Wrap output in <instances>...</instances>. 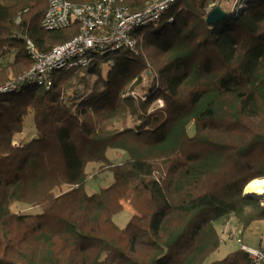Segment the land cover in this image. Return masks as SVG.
<instances>
[{
    "label": "trees",
    "instance_id": "obj_1",
    "mask_svg": "<svg viewBox=\"0 0 264 264\" xmlns=\"http://www.w3.org/2000/svg\"><path fill=\"white\" fill-rule=\"evenodd\" d=\"M151 1L125 4L136 13ZM234 1L176 0L133 32L136 51L0 92V264H251L240 249L208 261L221 243L215 222L244 231L264 220L243 195L264 179V0ZM217 5L227 16L206 24ZM47 7L0 0V87L30 69L27 41L47 52L78 34L44 30ZM109 149L126 160L113 164ZM90 164L95 178H114L93 195ZM125 205L133 215L121 229Z\"/></svg>",
    "mask_w": 264,
    "mask_h": 264
},
{
    "label": "built area",
    "instance_id": "obj_2",
    "mask_svg": "<svg viewBox=\"0 0 264 264\" xmlns=\"http://www.w3.org/2000/svg\"><path fill=\"white\" fill-rule=\"evenodd\" d=\"M174 1L152 0L144 10L134 13L130 12L125 0H94L81 5L71 4L67 0H48L47 10L41 20L42 28L56 31L76 25L78 34L47 52L39 51L27 41L26 49L32 61L30 69L17 80L1 86L0 92H8L24 82L42 84L50 73L86 67L92 57L97 55H107L122 48L134 51L136 41L133 32L156 23ZM157 102L162 103L160 100ZM241 233V230L234 229L228 238L236 240L251 264H264V251L243 245Z\"/></svg>",
    "mask_w": 264,
    "mask_h": 264
},
{
    "label": "rangeland",
    "instance_id": "obj_3",
    "mask_svg": "<svg viewBox=\"0 0 264 264\" xmlns=\"http://www.w3.org/2000/svg\"><path fill=\"white\" fill-rule=\"evenodd\" d=\"M226 3H227V8H229V9L230 8L234 9V7L236 5L234 0H226ZM241 7H243V6L241 5ZM134 40L136 41V39H134ZM65 43H62L59 45H63ZM26 44H27V42H26ZM136 47H137V41H136V45H135V51H136ZM14 54H15L14 52H11V54L5 60H2L1 62L6 63L8 61H11L14 57ZM99 56H103V55H99ZM92 59H91V61H92ZM77 95L78 96L84 95V89L82 87L79 88ZM157 105L162 106V103L157 102ZM23 134H24V142L31 140V138L33 137L34 128H33V117H32V115L27 116L24 120ZM107 157L109 158V160L113 164L118 165V164H121L123 161L126 160L127 155L124 152H117L115 150L109 149V150H107ZM97 168H98L97 165H91L90 164L87 166V172L90 174V178H89V181L87 182V184L85 186V192L88 195H93L95 193H98L101 189L107 188L108 186H110L114 181L113 175L111 173H108V172L100 174L97 176V178H95L93 175L95 174ZM248 198L254 199V200L258 201L260 203V205L264 206L263 200L256 199L253 197H248ZM10 209L14 213H20V214H37V213H40L39 209L32 208L28 205L21 204V203H13L11 205ZM132 215H133V210L128 205H125L124 211L121 214H119L118 216H116L114 221L119 228L123 229L126 227L128 221L130 220ZM234 223L235 222L232 219H224V220H220V221L215 222L214 226H215L219 236L221 237V243H220L219 249L209 258V260H208L209 262L222 260L229 253L235 252V251L240 249V246L236 243L235 239L228 238V234L230 232H233L234 229L235 230H241L239 228H236ZM260 226H262V227H260ZM226 233H227V235L225 236ZM240 239L242 240L243 245H245L249 248H256L259 245L264 246V220L257 222L254 225L253 229H247L246 232L243 234V236L240 237Z\"/></svg>",
    "mask_w": 264,
    "mask_h": 264
},
{
    "label": "bare ground",
    "instance_id": "obj_4",
    "mask_svg": "<svg viewBox=\"0 0 264 264\" xmlns=\"http://www.w3.org/2000/svg\"><path fill=\"white\" fill-rule=\"evenodd\" d=\"M244 195L264 201V179L248 183L244 189Z\"/></svg>",
    "mask_w": 264,
    "mask_h": 264
},
{
    "label": "water",
    "instance_id": "obj_5",
    "mask_svg": "<svg viewBox=\"0 0 264 264\" xmlns=\"http://www.w3.org/2000/svg\"><path fill=\"white\" fill-rule=\"evenodd\" d=\"M226 16H227V12H225L220 6L217 5L208 12L206 16V24L211 26L216 25L220 21H222ZM245 197H250V196H245Z\"/></svg>",
    "mask_w": 264,
    "mask_h": 264
},
{
    "label": "crops",
    "instance_id": "obj_6",
    "mask_svg": "<svg viewBox=\"0 0 264 264\" xmlns=\"http://www.w3.org/2000/svg\"><path fill=\"white\" fill-rule=\"evenodd\" d=\"M258 222H260V221H258ZM256 223H257V222L251 224L247 229H253V227H254V225H255ZM260 227H262V226H260ZM247 229H245L244 231H242V233L240 234V237L243 236V234L246 232ZM241 242H242V240H241ZM242 244H243V243H242ZM256 248H260V249H262V250L264 251V246H262V245H259V246H257Z\"/></svg>",
    "mask_w": 264,
    "mask_h": 264
}]
</instances>
